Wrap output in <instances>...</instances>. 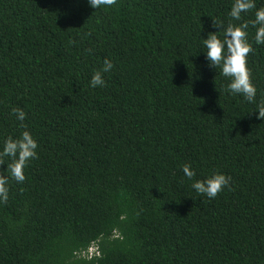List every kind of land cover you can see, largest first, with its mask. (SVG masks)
<instances>
[{"label":"trees","instance_id":"1","mask_svg":"<svg viewBox=\"0 0 264 264\" xmlns=\"http://www.w3.org/2000/svg\"><path fill=\"white\" fill-rule=\"evenodd\" d=\"M234 2L0 0V151L38 144L0 203V264H264V0L240 20ZM213 20L248 23L256 103L208 65ZM213 172L231 180L209 199L191 185Z\"/></svg>","mask_w":264,"mask_h":264},{"label":"clouds","instance_id":"2","mask_svg":"<svg viewBox=\"0 0 264 264\" xmlns=\"http://www.w3.org/2000/svg\"><path fill=\"white\" fill-rule=\"evenodd\" d=\"M87 3L96 10L110 7L116 3V0H87ZM252 8H255L253 0H235L229 15L233 20H240L241 13ZM252 25L257 28L255 42L264 44V8L256 10ZM213 27L219 30L209 32L207 38H202L208 65L219 68L222 76L230 78L226 87L228 94L240 95L250 104L256 103L257 88L252 82L251 69L247 66L248 54L252 51L247 39L248 23L239 25L229 23L227 27H224L222 22L213 20ZM113 68V62L110 59H105L102 67L93 73L89 86L92 88L104 87L106 85L104 74L110 73ZM257 113V119L264 120V103L257 104ZM14 114L21 122L25 120L26 113L23 110L14 109ZM37 148V141L27 130L23 131L18 139L9 137L4 141L3 149L0 151V165L7 167L4 172H0V203L8 200L9 176L18 183L25 180L24 169L31 159L36 158ZM5 157H8L11 163L5 164ZM182 172L189 180L196 176V172L190 164H185L182 167ZM230 180L231 178L222 172H213L210 176L195 180L191 187L197 194L214 199L229 185ZM89 253L90 256H98L95 247H92Z\"/></svg>","mask_w":264,"mask_h":264},{"label":"rangeland","instance_id":"3","mask_svg":"<svg viewBox=\"0 0 264 264\" xmlns=\"http://www.w3.org/2000/svg\"><path fill=\"white\" fill-rule=\"evenodd\" d=\"M88 257H90V253L88 254Z\"/></svg>","mask_w":264,"mask_h":264}]
</instances>
